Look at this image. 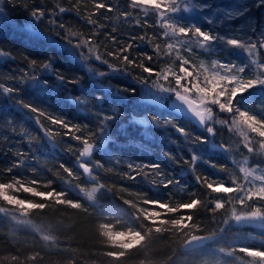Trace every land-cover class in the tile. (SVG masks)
<instances>
[{"label": "snow or ice", "instance_id": "snow-or-ice-1", "mask_svg": "<svg viewBox=\"0 0 264 264\" xmlns=\"http://www.w3.org/2000/svg\"><path fill=\"white\" fill-rule=\"evenodd\" d=\"M80 0H75L74 8H78ZM94 11L85 17L87 23L92 25L95 31L84 37L82 33L66 29L65 24H56L55 19H49V24L65 31V40L70 47L67 49L73 59L80 63L82 68L93 78L100 79L111 74L122 73L125 76L131 75L135 69L139 73L133 76L134 84L127 87H116L114 98L123 101L125 98L121 93L135 95L137 85L140 86L141 103L146 109L159 106V109L166 110L168 101L177 114H182L189 122H195L203 128L207 135L194 136L189 141L191 144H207L210 137H215L217 129L215 125H221L230 132H235L242 138L241 146L247 150L251 157H264V103L258 106V112L247 105L243 99L244 94L251 89L260 86L264 87V62L256 57L261 50H264V28L258 31V22L251 17L253 8L264 7V0H235L232 4H225L224 0H128L125 10L120 15L125 19H131V10H141L144 19H134V26L140 28L149 27L150 15L155 17V24L161 29L159 35L153 33L149 36L146 32L138 38L133 36L125 44L119 43L117 37L104 33L110 38L113 48H109L103 41L97 43L99 33L104 26L98 20L92 18L99 10L104 9L111 13L114 8L103 0H93ZM86 7V5H85ZM69 9L60 7L59 12L63 13ZM34 21H43L49 11L39 6H32L29 13ZM187 20V23L185 21ZM209 27L204 28L200 21ZM115 31V30H113ZM95 37V39H94ZM139 39L152 45V53H142L136 57L131 56L133 42ZM161 40L162 43H156ZM103 49V51H101ZM194 50H202L208 54H223V59H214L210 65L200 61L193 63L192 55ZM186 53V54H185ZM0 55H6L0 51ZM242 55L243 59L232 60L230 56ZM107 57V58H105ZM165 58H170L171 63H163ZM155 59L156 64H163L162 67H153L149 62ZM106 65L109 71H98L91 67L90 61ZM110 60L118 61L112 63ZM247 60V62H244ZM178 62V70L175 65ZM39 69V71H37ZM55 72L56 79L63 84L65 77L53 67V61L48 59L38 63L30 60L28 70L22 71L19 82L34 89L46 91L48 80L41 79V74ZM16 79V77H13ZM78 80H68L67 83H78ZM3 93L12 95L19 92V88L5 87L0 84ZM112 92V87L108 89ZM98 103L107 101L103 97H96ZM74 105L87 110L88 103L81 97L71 98ZM15 103L36 113V122L41 129L44 125L40 123V117L46 118L53 125H60L67 131L64 135L73 134V138L80 141L82 147L76 157L80 161L79 167L82 175L87 178L84 184L75 183L76 174L71 168L61 163L60 168L67 174L69 179L59 176L58 178L66 185H71L84 201L81 199H68L67 190H58L54 187V180L49 179L42 182L37 179L24 180L19 175H14L8 182H0V201L9 207L0 206V213L9 216L13 222V236L15 229H30L31 233L42 241L50 250L57 252H70L71 249L61 248V242L56 233L61 228L57 222L37 223L32 219V213L46 210L50 206H65L84 213L89 212V207H96L101 196L114 194L115 185L109 186L103 182L100 171L109 172L105 163L101 160L82 162L84 157H92L95 151L104 150V144L112 140L109 123L116 119L118 113L113 110L112 114L103 111L95 113L99 124L95 132L88 130L85 136L81 132V126L70 124L65 119L53 117L45 111L26 103L23 100H16ZM243 106V108H242ZM228 115L229 119H218V115ZM172 113H169L171 116ZM163 123L165 127L171 126L180 133L186 141L190 133L171 118H164L161 121L160 115H145L135 121L143 126L145 134H148L153 126ZM80 133V134H74ZM251 134H255L254 139ZM45 135L52 137L53 130L45 129ZM91 140V142H90ZM99 141V143L97 142ZM219 151L229 153L233 151L231 145L220 143L214 145ZM71 151V149H69ZM169 159H174L170 154ZM13 165L5 171L9 174L14 169L22 168L26 163V154L20 151L15 153ZM200 159L194 152L190 161L192 171H195L197 160ZM264 160L253 166H248V157L243 162L237 173H232L228 180L211 179L207 176H195V180L202 188L208 190L207 200L201 199L195 193L188 195L186 201L174 200L176 193L167 191V198H151L144 192L130 193L139 199H125L123 193L128 192L127 188H120V201L127 209L113 206L106 211L108 215L104 220L113 222L98 223L96 232L99 243L108 248L102 255L107 257L110 264H123L128 254L136 249L145 251L151 245L165 236L183 237L179 244L180 249L193 256L207 255L209 258L201 264H223L221 257H235L237 251L246 254L251 260L249 264H264V240H261V247L244 246L236 248L235 240H225L224 228L213 230L206 235H196L200 226L194 221V213L204 209L212 214L218 211H225L226 218L223 223L227 225L230 221L237 224L259 223L264 225ZM215 167V165H212ZM129 172L123 173L124 179L136 180L139 176H147L149 173L143 169L148 167L152 173L159 178V181H152L153 187L164 190L175 187L179 193L186 194L187 189L180 185V181L168 176L162 171L159 163L152 165H127ZM224 169H222L223 171ZM35 169L32 172L35 173ZM230 185V186H228ZM44 187L45 190H39ZM12 193H29L33 198H40L41 202L34 199H21L19 195ZM117 213H126L127 221L121 223ZM224 241L228 247L210 249L209 245ZM175 250L168 257L170 264L174 261ZM7 259V258H4ZM42 259L39 251H34L26 256L20 254L12 255V264H34ZM0 264H4L0 260ZM69 264H75L70 261ZM140 264H153L151 259L140 261Z\"/></svg>", "mask_w": 264, "mask_h": 264}, {"label": "trees", "instance_id": "trees-1", "mask_svg": "<svg viewBox=\"0 0 264 264\" xmlns=\"http://www.w3.org/2000/svg\"><path fill=\"white\" fill-rule=\"evenodd\" d=\"M230 1L233 0H225L224 3L228 4ZM103 2L111 4L114 11L109 13L101 9L95 16H92L93 19L98 20L104 26L103 31L99 33L97 43L103 41L110 49L114 47L110 38H106L104 35L105 32L109 34V37L111 35L116 36L119 43L125 45L131 37L138 38L145 32L149 36L153 33L159 35L161 29L155 24L154 16L150 15L148 17L149 27L140 28L134 26V19H144L141 10L129 9V11H132L133 18L128 20L120 15V12L127 8L128 0H103ZM74 4L75 0H0V51L6 53V55H0V84L5 87L19 88V92L11 96L3 93L0 89V182H8L14 175H19L24 180L37 179L42 182L52 179L54 180V187L58 190L68 191V199H81L85 206H88V203L71 185L64 184L58 178L59 175L64 179H69L63 169L60 168V164L63 163L76 174L77 179H73V184L87 182V178L82 175V170L79 167L80 161L76 159L82 147L81 142L75 140L73 134L64 135L67 130L60 125L51 124L46 116L40 117V123L44 125V129H41L35 119L37 114L30 113L15 103L16 100H23L26 103H32L53 117H60L70 124L81 126V132L85 136L88 135L89 129L93 132L97 129L99 120L96 118L95 113L103 111L111 115L115 110L118 115L116 119L109 123L112 140L104 144V150L95 151L92 157H84L82 162H89L90 160L104 162L111 171L104 172L101 170L100 175L105 184L115 185L116 191L114 194L101 196L98 199V205L89 207L88 213L65 206H50L44 211H34L32 213V219L37 223L57 222L62 225L56 235H58L61 242V248L67 247L72 250L70 252L50 250L31 233L30 229L17 228L13 236V222L8 216L0 213V260H3L4 264H12V255L20 254L23 257L34 251H39L42 256V259L34 262V264H69L70 261H74L75 264H110L109 259L102 255L108 248L99 243L96 229L100 222L114 223L111 220H104V216L109 214L106 211L107 209L113 206L127 209V206H124L119 199L121 193L118 190L120 188L123 187L129 190L123 193L125 199H139L130 195V193L135 192L147 193L151 198L166 199L167 191H171L176 193L174 200L186 201L188 195L192 193H195L201 199L207 200L208 190L202 188L196 182L195 176L228 180L234 172L242 175L238 172L231 156H235L234 158L247 157L245 148L240 146V148L235 149V144L239 146L242 138L237 133L230 132L221 125H215L217 132L215 137L209 138V143L191 144L189 141L192 137L207 135L206 131L189 122L180 114L175 113L171 107V101L167 102L166 110L159 109V106L146 109L141 103L139 85H137L135 95L122 92L121 96L125 99L123 101L115 99L113 95L115 88L134 84L132 77L139 73L140 69H135L128 76L122 73H110L100 79L91 77L67 50L70 45L65 40V31L48 22L49 19H55L57 25L63 23L66 29L70 28L71 31L82 33L84 37L92 34L95 29L87 23L85 17L94 11L93 0H80L78 8H74ZM32 6L45 8L49 11V15H46L43 21H34L29 15ZM60 7L69 10L61 13L59 12ZM251 17L258 22V31L260 28H264V7L253 8ZM185 23H187V20ZM200 24L204 28L209 27L203 21H200ZM22 26L38 31L47 41L38 42L30 34L20 31L19 27ZM155 42L162 43L161 40ZM152 51L151 44L136 39L133 42L131 56L136 57L142 53L151 54ZM218 58L223 59V54H208L202 50H194L192 55V61L196 64L204 61L207 65H210L212 60ZM229 58L239 62L240 59H243V56H230ZM256 58L264 62V50H261ZM48 59L53 61V67L65 77L63 84L56 79L55 72L41 74V79L48 80L46 91L34 89L19 82L18 78L22 71L28 70L30 60H36L40 63ZM110 62L119 63L115 60H110ZM244 62H247V60ZM89 63L91 67L98 71H109L106 65L99 62L92 60ZM149 63L153 67L163 66V64L157 65L155 59ZM163 63H171V59L165 58ZM175 68L178 70V62ZM13 77H16V79H13ZM68 80H78L79 82L75 84L67 83ZM110 86L112 92L108 91ZM77 96H81L87 101V110L71 102V98ZM96 97H103L107 102L100 104L97 102ZM243 99L255 112H258V106L264 103V87L257 86L251 89L244 94ZM169 113H172V115L169 116ZM149 114L160 115L161 121L164 118H171L174 123L184 127L191 134L189 140L186 141L175 128L165 127L162 122L158 126H153L151 131L145 134L144 127L136 124L135 121ZM217 118L229 119L230 117L220 114ZM48 128L53 130L52 137L45 135V129ZM251 135L254 139H257L255 134ZM97 142L99 143V141ZM222 142L231 145L233 151L225 153L213 146L214 143L219 145ZM17 151L26 154V163L22 168L14 169L13 173L9 174L5 170L13 165ZM193 152L200 157L196 162L194 172L191 163H185V161L191 160ZM165 153L170 154L174 159H169V156H166ZM261 160L263 159L258 156L255 161L251 159L249 164L254 165ZM129 163L146 166L155 163L161 164L162 171L168 178L179 180L180 185L187 189V193L181 194L175 187H170L168 190L153 187L152 181L158 182L159 178L148 167L143 169L144 172L149 173L147 176H139L134 181L122 178L123 173L130 171L127 167ZM212 165H215V167ZM261 166L264 167V164ZM32 169L36 170L35 173L32 172ZM222 169L224 170L222 171ZM39 190L43 191L45 188L40 187ZM12 194L19 195L21 199H34L35 202H41L40 198H33L29 193ZM0 206L9 207L3 201H0ZM117 216L120 218L121 223L127 221L126 213H117ZM224 218H226L225 211L212 214L200 209L194 213V221L200 226L201 230L195 231L194 234L206 235L213 230L224 228L225 240H235L234 247H261V241L259 240L243 241L235 238L236 233L237 236H240L247 232L259 236L261 233L258 230L244 231L242 228L235 226L234 221H230L225 225L223 223ZM182 239L183 237L165 236L153 243L148 250L138 251L133 249L123 264H140V261H147L148 259H151L153 264H170L168 257L173 254L174 250L175 257L172 264H201L203 260L209 258L207 255L193 256L184 253L179 247ZM220 247L227 248L228 244L220 241L209 245L210 249ZM261 250H264V248ZM231 258L233 261L229 264H249L251 260L250 257L239 251H237L235 257Z\"/></svg>", "mask_w": 264, "mask_h": 264}, {"label": "rangeland", "instance_id": "rangeland-1", "mask_svg": "<svg viewBox=\"0 0 264 264\" xmlns=\"http://www.w3.org/2000/svg\"><path fill=\"white\" fill-rule=\"evenodd\" d=\"M234 2H235V0L230 1L228 4H232ZM19 29H20V31H25L26 33H28L31 36H33L36 40H38V42L39 41H43V42L47 41V39L42 34H40L38 31H35L34 29H32L30 27L22 26V27H19ZM170 104H171V102H170ZM240 146H241V143L239 144V146L235 144V149L238 148V147L240 148ZM235 153H236V151H235ZM234 157L235 156L232 155L231 156V159L233 160V162L235 163V166L238 169L239 166H240V164L243 162V158L242 157H236V158H234ZM247 157H248V166H253L252 164L251 165L249 164L250 163L249 161L251 159H253L255 161L258 156L257 157H251L247 153ZM260 158L264 160V157H260ZM234 225L235 226H238V228H242L244 231H246V230H248V231L258 230L259 233H261L259 236L254 235V234H250L248 232L247 233H243L240 236H237V233H236L235 238H238V239L243 240V241H245V240H247V241L248 240H255V241H257V240H259V241L264 240V225H261L259 223L237 224L235 221H234ZM229 241H231V240H229ZM231 259H232L231 257H226V258L223 257L221 260L223 261V264H229L231 261H233Z\"/></svg>", "mask_w": 264, "mask_h": 264}, {"label": "water", "instance_id": "water-1", "mask_svg": "<svg viewBox=\"0 0 264 264\" xmlns=\"http://www.w3.org/2000/svg\"><path fill=\"white\" fill-rule=\"evenodd\" d=\"M225 1V0H224ZM181 116H183L182 114H180ZM187 119V118H186ZM193 124H195L196 126H198L194 121L192 122ZM199 127V126H198ZM214 145H218V144H216V143H214ZM213 145V146H214ZM196 235H200V234H196Z\"/></svg>", "mask_w": 264, "mask_h": 264}]
</instances>
